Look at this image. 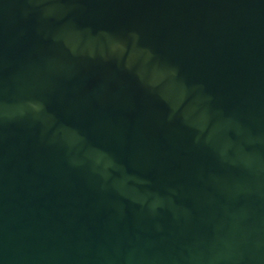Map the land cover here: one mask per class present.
<instances>
[{
	"label": "water",
	"instance_id": "water-1",
	"mask_svg": "<svg viewBox=\"0 0 264 264\" xmlns=\"http://www.w3.org/2000/svg\"><path fill=\"white\" fill-rule=\"evenodd\" d=\"M0 264H264V0H0Z\"/></svg>",
	"mask_w": 264,
	"mask_h": 264
}]
</instances>
